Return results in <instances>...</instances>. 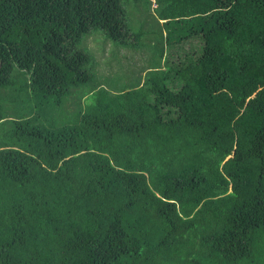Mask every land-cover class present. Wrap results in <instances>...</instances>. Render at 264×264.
I'll return each instance as SVG.
<instances>
[{"label": "trees", "instance_id": "obj_1", "mask_svg": "<svg viewBox=\"0 0 264 264\" xmlns=\"http://www.w3.org/2000/svg\"><path fill=\"white\" fill-rule=\"evenodd\" d=\"M124 1L0 0V264H264V0Z\"/></svg>", "mask_w": 264, "mask_h": 264}, {"label": "rangeland", "instance_id": "obj_2", "mask_svg": "<svg viewBox=\"0 0 264 264\" xmlns=\"http://www.w3.org/2000/svg\"><path fill=\"white\" fill-rule=\"evenodd\" d=\"M123 6L129 13L133 12L132 8L134 4L130 0L124 1ZM151 13H147L144 18L151 15ZM132 14L134 15V13ZM133 17L134 16H132L131 19H133ZM89 35L92 36L88 38V35H86L79 44V47L94 57L95 65L93 64L94 68L93 65L91 66L93 68L92 74L95 79H102L105 76L106 81L109 82H105L104 86L108 90H111L110 88H114V86H121L119 82L121 77L124 76L122 82H126L127 79L131 80L139 74V70L144 65L142 59L147 54L144 50L125 52V50H121L124 49L123 47L118 46L111 39L107 38L100 30L94 31ZM88 43L90 45H88ZM125 56H127V59H125ZM12 128L13 125L10 122H7L3 126L0 130L1 140L3 135Z\"/></svg>", "mask_w": 264, "mask_h": 264}]
</instances>
